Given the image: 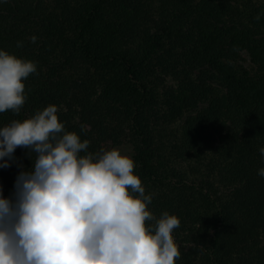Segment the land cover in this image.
Returning <instances> with one entry per match:
<instances>
[{"label": "trees", "instance_id": "1", "mask_svg": "<svg viewBox=\"0 0 264 264\" xmlns=\"http://www.w3.org/2000/svg\"><path fill=\"white\" fill-rule=\"evenodd\" d=\"M0 50L37 66L0 128L55 105L87 152L129 143L148 210L180 220L175 264H264V82L234 65L264 66V0H0ZM13 155L5 198L35 160Z\"/></svg>", "mask_w": 264, "mask_h": 264}, {"label": "clouds", "instance_id": "2", "mask_svg": "<svg viewBox=\"0 0 264 264\" xmlns=\"http://www.w3.org/2000/svg\"><path fill=\"white\" fill-rule=\"evenodd\" d=\"M36 70L0 50V113L20 112L23 81ZM57 112L49 105L0 128V168L11 166L17 147L35 153L11 197L0 187V264H175L181 253L172 233L180 220L148 210L152 196L134 160L118 148L87 152L90 142L65 131ZM259 152L264 157V147ZM153 220L154 227L146 225Z\"/></svg>", "mask_w": 264, "mask_h": 264}, {"label": "rangeland", "instance_id": "3", "mask_svg": "<svg viewBox=\"0 0 264 264\" xmlns=\"http://www.w3.org/2000/svg\"><path fill=\"white\" fill-rule=\"evenodd\" d=\"M234 65L242 77L258 84L264 82V66L256 64L247 53L239 54L234 61ZM92 148L94 149L92 153L100 152L101 149L111 150L112 148H118L122 154L129 155L132 159L134 156L133 148L129 143L116 145L109 140L95 139L92 143Z\"/></svg>", "mask_w": 264, "mask_h": 264}]
</instances>
